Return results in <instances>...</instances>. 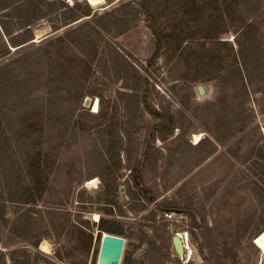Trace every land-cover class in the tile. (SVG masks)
<instances>
[{"label":"rangeland","instance_id":"rangeland-1","mask_svg":"<svg viewBox=\"0 0 264 264\" xmlns=\"http://www.w3.org/2000/svg\"><path fill=\"white\" fill-rule=\"evenodd\" d=\"M63 2L87 4L92 16L67 24ZM40 11L48 18L0 59L23 64L37 94L28 114L0 100V264H98L102 220L124 230L105 232L125 239L118 264H264V0H45L17 11L18 23ZM111 16L138 23L111 26ZM215 32L224 33L206 38ZM49 100L73 119L60 125ZM148 109L174 117L164 141L151 142L161 121ZM89 132L101 153L84 144ZM133 166L147 190L135 203ZM114 183L123 217L99 211Z\"/></svg>","mask_w":264,"mask_h":264},{"label":"trees","instance_id":"trees-1","mask_svg":"<svg viewBox=\"0 0 264 264\" xmlns=\"http://www.w3.org/2000/svg\"><path fill=\"white\" fill-rule=\"evenodd\" d=\"M44 1L45 0H14V2L11 3V5H14V12H15L16 10H22V7H25L27 5L30 6L31 3H33V4L37 3V2H43L44 3ZM19 6H21V7H19ZM47 6H49V7L51 6L50 2L47 3ZM129 6L130 5L125 4L122 6L121 10L124 8H127ZM55 8L53 11H55ZM61 8H68V6L63 2L60 6V9ZM68 9L71 12V16H69V18H67V22H68L67 24H72L74 22L79 21L80 19H82L84 17H91L92 16V10L87 4H81L79 2H75L74 5ZM39 13H40L39 15L34 16V17H33V15L29 16L27 18V20H25V24H19L18 23L17 27L19 29H21L22 27H31L34 20H36V19L42 20L44 18H48V14H46L42 11H40ZM107 16H110V14H105L103 16H100V17H98L97 20H103L104 21ZM5 17L8 18V16H5ZM111 18H112V16H111ZM18 19L23 20L21 17H18ZM107 23H109L111 26H121L123 24H130V25L133 24L134 25V24L138 23V19H137V17L135 19H128L126 17L114 16L112 18V20H108ZM1 25H2V28L5 32V34L9 35L8 30L4 27L2 22H1ZM223 33L224 32H215L212 34L213 37L208 36L206 38L217 39ZM2 40H3V37L0 33V49L2 50V52L0 51V59H2L5 56V50H8L7 45ZM21 42H22V40H21ZM21 42L19 41V39H17V41L14 40V43H13V41H10V43H12V45H16V47H18V48L24 44V42L23 43H21ZM160 47H161V42L158 41V45L156 46V50H155L154 56L152 58V61H155L156 57L158 56ZM22 66H23V64L20 66V65H17L15 62H11V61L0 66V100H2V101L9 100L8 104H10V105H13V104L18 105V106L23 105L24 106L23 107L24 112L23 111L22 112L25 114H28V113L32 112V110H34L32 108V104H34V102H35L33 97L36 96L37 94L34 95L35 87H34V83L32 82L33 75H30L31 72H24L21 70L19 71L20 68H23ZM128 89L131 90V93L127 94L128 98H135L136 97L135 92H137V90H135L134 88H128ZM36 98H37V96H36ZM49 101H50V105L54 104L51 102V100H49ZM48 110L53 113L54 117H57L56 120L60 125L62 124V122L60 120L65 121L68 118L73 119L72 110H71V112L69 110H65V112H63L64 109H62L60 102H59L58 106H52V105L49 106ZM148 111H149V113L153 114L156 119L161 121L160 124H158L157 130H156L160 134H156L157 132H154V133L151 132V134L149 135V137H152L151 142L154 141L155 138H157V137H160V139H162V141H164L166 139V137H168V135H171L172 133H174V130L176 128V123H175L174 117H171L167 114L156 112L155 110H151V109H148ZM244 113H245V111L243 108L241 115H244ZM248 125H249L248 122H246V121L242 122L239 131L244 132L246 130V128L248 127ZM156 135H158V136H156ZM148 140H149V138H148ZM214 140L218 144L224 145V142L221 140V138L219 136L214 137ZM148 143L150 144V141H148ZM84 144L86 146L90 147L91 148L90 150L97 149L100 151V153L103 151L102 145L98 146V143L92 137L90 132H89V134H87L85 136ZM149 144L147 145V147H149ZM146 153H149V151H147ZM59 161L60 160H58V163H59ZM60 166L61 165L58 164L57 166H55V168H53V170H55L54 172L51 173V176L53 175L52 176L53 181H57V175L60 172L59 171ZM133 167L134 168L131 169V171H132V178H133V181L135 183V186H129V194H130L129 196H130V200L135 203L138 201H143L142 195L144 197H146L147 190L143 187L141 189V185L138 184V181L140 179V177L138 176L140 168L139 167L136 168L135 166H133ZM101 180L103 181L102 178H101ZM103 183H105V182H103ZM129 183H130V181H129ZM106 187L107 188L105 190H103V193H106V195L114 196V199L108 200L104 205L100 206L99 211L103 212L104 214L107 213L108 215H113L114 212L116 211L115 209H118V212L116 211L115 214L118 217H123L125 211L123 209V206H121L119 201H118V192L120 191L119 186L116 183H114L113 185L107 184ZM134 187H135V189H134ZM137 189H138L139 193L136 192ZM23 197H24V195H23ZM148 201L152 202V201H154V198L149 197ZM31 202H32V200H30L28 195L26 198H23L21 201H19V203H21V204H30ZM61 204L62 203L59 202V203L54 204V205L57 206V205H61ZM57 208H59V207H57ZM141 210L142 209H140V211ZM164 210L169 211V212L175 211V209H169V208L167 210L166 209H164ZM51 211H52V214L54 216H58L59 218L61 216H64V215L69 216V214L67 215L65 212H62L59 209H53ZM131 211L136 212V210L134 208ZM65 223L66 222H64L63 220L61 221V226H60L61 229H62V227H65V225H66ZM107 223H109V222H106V224ZM100 230H101V232L99 234V239L102 238V233H105V232L109 233V234H114L117 236L124 235V230L122 228L118 229V230L113 229V228H109L107 225H105V220H102V223L100 224Z\"/></svg>","mask_w":264,"mask_h":264},{"label":"water","instance_id":"water-1","mask_svg":"<svg viewBox=\"0 0 264 264\" xmlns=\"http://www.w3.org/2000/svg\"><path fill=\"white\" fill-rule=\"evenodd\" d=\"M198 92L202 96L208 94V91L202 87L198 88ZM84 105L85 107L90 108V106L92 105V100L86 99ZM172 242L178 256L180 258H184L185 249L182 238L179 235H175L172 238ZM254 243L256 245V241ZM124 247L125 239L114 235L102 233L100 257L104 256L109 258L111 260L110 264H118L120 262V259L123 255Z\"/></svg>","mask_w":264,"mask_h":264},{"label":"crops","instance_id":"crops-1","mask_svg":"<svg viewBox=\"0 0 264 264\" xmlns=\"http://www.w3.org/2000/svg\"><path fill=\"white\" fill-rule=\"evenodd\" d=\"M10 7H14V5H9V6H5L3 8H0V33L3 37L2 41L5 42V44L8 47V50H14L15 51V48L17 49L18 47H16V45H12V43H10V41H13V43H14V39H15L14 37H18L19 34H21L23 31L31 30V27H22L21 29L16 28L15 26L19 22V19H18V16L16 15V13H17V11L20 12L21 10H16L14 12V16L12 14H10V15L5 14L4 12L7 9H9ZM4 16H8V18L4 17ZM13 19H14V22H11V20H13ZM1 22L4 25V27L8 30L9 35L5 34V32L2 28ZM13 24H14V27H13ZM22 39H23V37H22Z\"/></svg>","mask_w":264,"mask_h":264},{"label":"bare ground","instance_id":"bare-ground-1","mask_svg":"<svg viewBox=\"0 0 264 264\" xmlns=\"http://www.w3.org/2000/svg\"><path fill=\"white\" fill-rule=\"evenodd\" d=\"M93 104V103H92ZM92 106V105H91ZM90 106V107H91ZM98 107H99V102L98 101H96L95 103H94V105H93V112H97L98 111ZM93 184V183H92ZM91 184V185H92ZM94 185V184H93ZM180 236V235H179ZM181 238H182V240H183V243H184V249H185V251L187 250V246L185 245L186 244V242H185V239H184V236H180ZM186 237V236H185ZM47 246V245H46ZM45 246V247H46ZM111 263V260L109 259V258H107V257H104V256H102V257H100L99 256V261H98V264H110Z\"/></svg>","mask_w":264,"mask_h":264},{"label":"built area","instance_id":"built-area-1","mask_svg":"<svg viewBox=\"0 0 264 264\" xmlns=\"http://www.w3.org/2000/svg\"><path fill=\"white\" fill-rule=\"evenodd\" d=\"M166 217L171 219L173 217V215L172 214H166Z\"/></svg>","mask_w":264,"mask_h":264}]
</instances>
